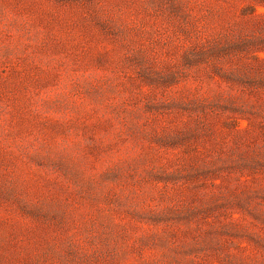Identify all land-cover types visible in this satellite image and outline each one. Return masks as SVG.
Segmentation results:
<instances>
[{
  "label": "rangeland",
  "instance_id": "1",
  "mask_svg": "<svg viewBox=\"0 0 264 264\" xmlns=\"http://www.w3.org/2000/svg\"><path fill=\"white\" fill-rule=\"evenodd\" d=\"M0 264H264V0H0Z\"/></svg>",
  "mask_w": 264,
  "mask_h": 264
}]
</instances>
